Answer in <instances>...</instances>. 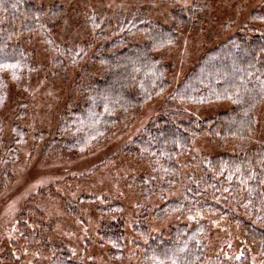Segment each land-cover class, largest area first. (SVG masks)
<instances>
[{
  "label": "trees",
  "instance_id": "16d2710c",
  "mask_svg": "<svg viewBox=\"0 0 264 264\" xmlns=\"http://www.w3.org/2000/svg\"><path fill=\"white\" fill-rule=\"evenodd\" d=\"M62 10L56 4L39 6L34 0H0V107L13 90L16 116L26 112L24 91L28 90L31 76L38 72L27 41L43 44L54 56L52 63L62 70L61 75L84 62L98 65L101 76L89 75L83 81L80 74L75 77L76 94L62 113L54 135L44 144L48 153L84 154L101 145L122 117L171 88L168 64L156 51L177 45L180 32L197 25L202 16L192 19L185 13L186 8L176 9L171 26H165L138 12L125 18L119 16L115 21L93 12L85 17L90 39L69 44L56 41L52 35L56 16ZM251 17L264 21V0H260V7L252 11ZM245 31H254L253 26L204 52L169 95L170 99L192 106L225 102L230 105L228 110L200 121L181 120L178 115L160 116L123 151L144 161L151 170L137 180L138 189L164 198L152 211L153 218L204 211L227 219L240 229L247 252L238 260L208 256V228L204 223L192 227L178 224L149 237L140 214L135 231L144 240L131 241L139 264H250V253L264 256V145L237 154L192 152V144L203 136L220 143H246L254 135V114L264 102V31L250 35ZM139 33L145 38L142 44L132 41V36ZM90 48L94 52L88 57ZM87 68L86 65L84 70ZM25 134L14 122L12 142L2 148L3 162H8L9 154H17ZM176 189H180V196L164 197ZM119 207L112 203L102 210ZM122 224L120 220L110 221L97 232L98 243L116 261L127 257L128 242ZM48 264L95 263L76 261L57 246Z\"/></svg>",
  "mask_w": 264,
  "mask_h": 264
},
{
  "label": "rangeland",
  "instance_id": "374dc122",
  "mask_svg": "<svg viewBox=\"0 0 264 264\" xmlns=\"http://www.w3.org/2000/svg\"><path fill=\"white\" fill-rule=\"evenodd\" d=\"M47 8L52 4L62 12L52 27L56 41L72 44L90 39L85 24L89 13L99 12L111 20L128 17L136 12L150 21L171 26L172 13L186 8L192 19L202 16L195 26L180 32L177 45L162 48L156 53L168 64L167 78L171 88L146 102L141 109L122 117L101 145L84 154L45 152V140L50 139L75 96V77L101 76L96 64L84 62L66 75L54 65L53 55L43 44L26 42L28 51L38 66V72L24 91L26 112L17 114L15 91L10 90L0 107V264H48L57 246L69 252L76 261L95 264H139L137 249L132 240H144L135 231L142 215L149 237H155L171 226L186 224L207 226L205 241L208 256L238 260L247 248L240 229L227 219L215 218L207 212L178 216L171 214L157 220L151 215L164 198L147 195L138 189L137 180L151 170L146 163L124 153V147L147 125L160 116L178 115L181 120H204L229 109L225 102L192 106L169 98L172 90L182 81L185 73L200 56L228 36L253 26L264 31V21L251 17L260 7V0H34ZM191 10V14L189 11ZM245 31L246 34L256 33ZM142 44L143 34L132 36ZM94 49L89 50L88 57ZM95 54V53H94ZM87 65L86 71L85 66ZM83 68V69H82ZM80 69L84 70L81 72ZM18 122L25 130V142L17 147V154L2 161V148L11 144L12 126ZM254 135L246 143L239 140L218 142L203 136L192 144L196 155L244 153L264 145V102L254 114ZM13 154V153H12ZM180 189L167 192L164 197L180 196ZM91 200H87V199ZM112 203L118 209L103 211ZM122 221L124 237L128 242L127 257L113 260L105 246L98 243V230L110 221ZM250 264H264V256L252 252Z\"/></svg>",
  "mask_w": 264,
  "mask_h": 264
}]
</instances>
